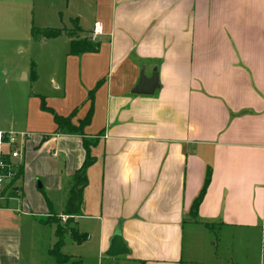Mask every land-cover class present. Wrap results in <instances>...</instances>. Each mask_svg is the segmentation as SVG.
Returning <instances> with one entry per match:
<instances>
[{
	"label": "crops",
	"instance_id": "obj_1",
	"mask_svg": "<svg viewBox=\"0 0 264 264\" xmlns=\"http://www.w3.org/2000/svg\"><path fill=\"white\" fill-rule=\"evenodd\" d=\"M81 3L80 34L42 42L62 67L49 93L27 98L16 130L29 137L14 198L0 210V264H37L33 250L50 255L57 243L36 178L55 194L53 213L89 235L82 245L66 235L87 250L84 264H264V0ZM97 23L98 51L72 55V41H90ZM155 72V92L134 94ZM90 110L84 134L56 133L55 115L76 112L78 126ZM83 139L93 162L68 215ZM118 227L129 253L110 257Z\"/></svg>",
	"mask_w": 264,
	"mask_h": 264
},
{
	"label": "rangeland",
	"instance_id": "obj_2",
	"mask_svg": "<svg viewBox=\"0 0 264 264\" xmlns=\"http://www.w3.org/2000/svg\"><path fill=\"white\" fill-rule=\"evenodd\" d=\"M89 1L92 2L93 6L95 0ZM86 6L88 7V5L81 3V0H0V130L24 133L16 130L23 125L27 116V98L29 99L30 95L49 93L51 90L50 78L53 77L52 69L55 66L57 72L62 67L61 64L55 65L57 62L51 57L53 55L52 50L49 51V48L42 43L46 41L43 38L44 31L57 29L63 31V36L76 37L77 28L80 27L77 15L83 14L87 19L88 9ZM93 12L92 8L91 16H93ZM34 29L36 35L32 33ZM79 34L80 32H78ZM30 44L32 45L30 46ZM33 71L37 72L38 81L33 79ZM26 74L29 76L27 80H25ZM58 162L61 171L63 158L59 159ZM22 171L24 172V169ZM39 181L43 189L38 190V192L54 207L51 198L55 194L48 192L44 178H36V187H38ZM76 208L77 202L72 213L76 214ZM64 213H66V208ZM70 220L63 222L62 217L50 215L44 221L60 225L65 232L69 233L71 228L76 230L73 227V221ZM59 222H63V225ZM70 240L65 236L64 242L68 243L67 245L64 244L61 254L71 256L75 260H81L84 264L82 257L88 254V252L86 253L87 250L84 249L85 247L73 244ZM23 252L27 258L26 261L29 262L25 246ZM33 261L37 264H58L51 254L44 256L41 251L35 250H33ZM87 264L90 263L87 262Z\"/></svg>",
	"mask_w": 264,
	"mask_h": 264
},
{
	"label": "trees",
	"instance_id": "obj_3",
	"mask_svg": "<svg viewBox=\"0 0 264 264\" xmlns=\"http://www.w3.org/2000/svg\"><path fill=\"white\" fill-rule=\"evenodd\" d=\"M77 29H78L77 32H81L80 27H78ZM32 33H33V35L37 34L35 29ZM62 35H63L62 30L47 29L44 31V37L43 38L46 40L56 39ZM92 43L93 42H90L88 40H78V39L73 40L71 43V54L72 55H80L83 53H95V52H97L98 51L97 46L93 45ZM33 76L35 77V72H33ZM90 98L93 99V94L90 95ZM42 108L46 111H50L51 113H53V111L51 109L46 108L45 104L43 105ZM75 116H76V112L72 113L68 117H62V116L55 115L54 121H55V124L57 126L56 133L67 132L69 134H84L85 129L89 126V124L91 122L92 112L90 110V112L88 113L86 118L79 122L78 126H76L73 123ZM83 144H84V149L86 151L87 157H86V161H85L84 165L82 166L81 170L78 171L76 173V176H75V179L78 182V185L71 192V197H70L69 202H68V210H69L68 215H72V209L74 208L76 202H78L79 197H81V192H82V189L84 188L85 182H86V179H85L86 170L89 169L90 165L93 162V159L91 156L92 143L87 139H83ZM22 172L23 171H20V175H19L20 177L22 175ZM209 181H210V179L207 178L205 185H204L199 197L196 199V201L193 205V208H192L193 211L192 212H194V214L197 212V209H198L202 199L204 198V195H205ZM47 204L49 207L50 215L51 216L53 215L55 217V214L53 213L52 203L47 201ZM68 234H70V236L72 237L74 242L78 245L85 243L89 239L88 234H81L80 232L74 230L73 228H71L69 230V233H67V232H65L64 228L59 225L57 233H56L57 243H56L55 247L53 248V250L51 251L50 254L52 257H54L56 259V262L58 264H83V261H81V260H75L71 256L61 254V249L64 247V244H65V242H64L65 236Z\"/></svg>",
	"mask_w": 264,
	"mask_h": 264
},
{
	"label": "built area",
	"instance_id": "obj_4",
	"mask_svg": "<svg viewBox=\"0 0 264 264\" xmlns=\"http://www.w3.org/2000/svg\"><path fill=\"white\" fill-rule=\"evenodd\" d=\"M103 31V24L97 23L90 41L95 43ZM28 137L26 133L0 130V210L6 209L8 203L14 198L12 196L15 192L14 183L23 168L24 145ZM68 219V217H62L63 222H67Z\"/></svg>",
	"mask_w": 264,
	"mask_h": 264
},
{
	"label": "water",
	"instance_id": "obj_5",
	"mask_svg": "<svg viewBox=\"0 0 264 264\" xmlns=\"http://www.w3.org/2000/svg\"><path fill=\"white\" fill-rule=\"evenodd\" d=\"M158 87H159L158 74L155 72L152 80L150 81L146 82L145 78L143 77L138 87L134 90L133 93L136 95H147L148 96V95H152L155 92L156 88ZM38 186L40 189L42 188L40 183ZM128 253L129 251L127 249V246L122 239L120 227H118L111 241V247L108 252V255L110 257H118V256H122Z\"/></svg>",
	"mask_w": 264,
	"mask_h": 264
}]
</instances>
